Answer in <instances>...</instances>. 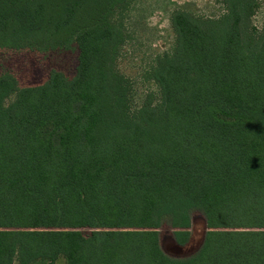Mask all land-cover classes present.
I'll return each mask as SVG.
<instances>
[{
    "label": "trees",
    "instance_id": "obj_1",
    "mask_svg": "<svg viewBox=\"0 0 264 264\" xmlns=\"http://www.w3.org/2000/svg\"><path fill=\"white\" fill-rule=\"evenodd\" d=\"M127 0H0V49L75 45L73 77H0V264H264V30L254 0L173 13L160 98L136 112L116 70ZM11 99V100H10ZM206 232L192 254L161 248Z\"/></svg>",
    "mask_w": 264,
    "mask_h": 264
},
{
    "label": "rangeland",
    "instance_id": "obj_2",
    "mask_svg": "<svg viewBox=\"0 0 264 264\" xmlns=\"http://www.w3.org/2000/svg\"><path fill=\"white\" fill-rule=\"evenodd\" d=\"M252 3L248 32L259 38L264 30V0H254ZM178 10L195 17L217 20L226 15L227 6L226 0H127L115 8L113 23L123 31V42L115 66L129 83L127 106L131 112L146 104L153 106L158 103L160 93L153 70L164 54L170 56L174 51L176 34L172 16ZM77 57L75 45L48 51L0 49V77L10 75L20 87L40 85L52 71L73 77ZM190 232L189 243L178 247L172 239V230L162 227V250L174 258L194 253L206 232L201 214L193 215ZM56 264H63V260L59 259Z\"/></svg>",
    "mask_w": 264,
    "mask_h": 264
}]
</instances>
